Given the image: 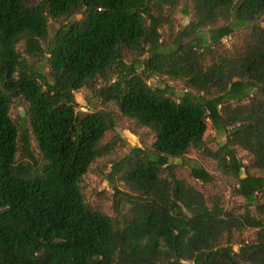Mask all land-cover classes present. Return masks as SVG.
I'll list each match as a JSON object with an SVG mask.
<instances>
[{"label": "trees", "instance_id": "trees-1", "mask_svg": "<svg viewBox=\"0 0 264 264\" xmlns=\"http://www.w3.org/2000/svg\"><path fill=\"white\" fill-rule=\"evenodd\" d=\"M263 193L264 0H0V264H264Z\"/></svg>", "mask_w": 264, "mask_h": 264}, {"label": "rangeland", "instance_id": "rangeland-1", "mask_svg": "<svg viewBox=\"0 0 264 264\" xmlns=\"http://www.w3.org/2000/svg\"><path fill=\"white\" fill-rule=\"evenodd\" d=\"M177 22L179 23L180 27H183L187 24V22L189 21L188 18L182 16V15H177ZM57 29V25L51 23L50 24V33L52 34V32H54ZM231 39L228 38V41L226 43H224L226 46H229L231 43ZM101 84V83H99ZM148 84L151 86H156V85H163V84H167L170 85L172 87H174L178 93H182V86L179 83L176 82H171L168 81L164 78L161 77H157V78H153L150 79L148 81ZM91 94L90 92H88L87 90H82L78 93H75V100L78 104V109L81 111H87V105L91 102ZM12 117L14 119L17 120L18 123H21L22 119L24 117V112L23 109L21 107H16L12 109ZM113 135H118L120 137V142L116 145L115 150L113 152L112 155L110 156H106L104 158H100L98 160H96L95 163H93L90 168L88 169V172L86 173V175L83 177L82 183H81V190L82 193L85 195V197L89 200H95L98 201L103 209L105 211H109V206H110V202L108 201V198L110 196V194L112 193V190L109 186V182L106 179V175L109 172V162H111L112 160L121 157L122 155H124L129 147H134V146H138L139 145V141L138 138L136 136H134L133 134H131L124 126L122 127H118L114 132H109L107 133L105 140L108 141L110 139L111 136ZM206 139L210 142L209 146L211 149L215 150L217 148L216 146V141H212L215 140V134L213 133V131L210 129V124L208 122V128L205 134ZM238 158L242 161L243 164H247L248 162V158L246 156V154L244 152H238ZM196 161L204 166L207 167V169H209L210 171L214 170V166L213 163L209 160L206 159H202L200 160L197 159V157L194 154L191 155H187L185 160H173L171 161L172 163H175L177 165H179L177 167V173L179 175V177L181 178H188V163L189 161ZM216 176L218 177V179L222 182H224L222 185H226L228 184V182L225 180V178L223 176H221L219 173H215ZM120 186V183L118 184ZM104 193L105 195L99 199V194ZM262 202L264 203V193L262 195ZM225 198L226 201L228 203H234L237 205H243L244 201L243 199L239 198V197H231L229 196V191L225 193ZM248 234H245V236H247Z\"/></svg>", "mask_w": 264, "mask_h": 264}, {"label": "built area", "instance_id": "built-area-1", "mask_svg": "<svg viewBox=\"0 0 264 264\" xmlns=\"http://www.w3.org/2000/svg\"><path fill=\"white\" fill-rule=\"evenodd\" d=\"M228 41V37L223 38L222 42L226 43Z\"/></svg>", "mask_w": 264, "mask_h": 264}]
</instances>
